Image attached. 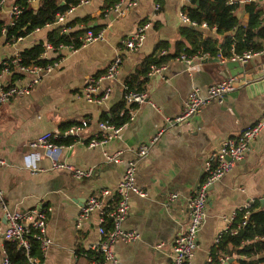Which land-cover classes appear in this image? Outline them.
I'll use <instances>...</instances> for the list:
<instances>
[{"label":"crops","instance_id":"crops-1","mask_svg":"<svg viewBox=\"0 0 264 264\" xmlns=\"http://www.w3.org/2000/svg\"><path fill=\"white\" fill-rule=\"evenodd\" d=\"M16 1L8 0L0 7V28L9 24V9ZM39 1L27 0L28 8L35 10ZM82 1L86 5L75 6L65 17L66 23L88 17L89 26L104 30L102 40L74 50L60 49L56 70L32 88L30 97L16 98L0 106V161L4 163L0 167V198L9 211L47 209L46 232L51 244L45 249L42 264H97L86 256L89 246L100 238L96 217L90 215L86 221L80 220V209L101 190L113 192L125 162L132 159L127 151L146 145L162 130L146 156L136 163L135 185L145 197L129 195L122 222V228L137 234L138 239L129 244L115 243L112 252L119 264H164L169 259L173 238L187 223L184 199L202 182L205 162L223 141L236 138L264 114V89L255 88L264 82V54L239 63L242 73L235 76H230L224 67L229 60L219 56L204 57L187 67L177 60L179 54L194 53L183 52L189 50V44L181 34L187 26L179 18L184 7L180 0H161L159 5L155 0H137L122 16L111 11L101 13L104 0ZM155 4L158 9H154ZM259 5L264 9V0ZM240 9L237 18L244 22L247 16ZM145 22L150 23V28L140 49L118 52L120 42ZM51 27L55 26L12 43L0 37V64L35 43L44 42ZM194 31L202 39L215 38L214 32ZM158 43L164 49L157 56L167 58L145 78L146 102L135 106L132 119L116 137L102 147L88 148L87 141L98 134L100 116L121 101L126 79L144 58L153 55ZM178 48L182 52L177 55ZM117 54L122 63L116 77L98 83L97 95L108 89L107 98L100 103H88L81 96L82 89L90 78L103 73ZM53 58L56 57L47 55V59ZM227 78H232L233 83L222 102L206 104L186 121L173 126L165 124L181 114L184 99L192 88L203 91ZM74 122H85L86 127L80 132V140L68 139L71 142L61 150L58 161L77 169H91L90 177L81 180L66 171L49 170L47 159L27 146L38 135H57L59 125ZM116 152L122 153L120 162L106 163L104 154ZM35 156L38 158L32 163L31 157ZM31 164L39 170L31 172ZM169 194H177V199L167 201ZM259 200H264V127L243 159L209 189L204 220L196 235L198 248L191 264H203L215 235L225 226L224 219L243 204ZM3 223L0 210V231ZM156 245L160 248L155 249ZM228 264L235 263L230 260Z\"/></svg>","mask_w":264,"mask_h":264},{"label":"built area","instance_id":"built-area-1","mask_svg":"<svg viewBox=\"0 0 264 264\" xmlns=\"http://www.w3.org/2000/svg\"><path fill=\"white\" fill-rule=\"evenodd\" d=\"M6 1L8 0H0V7H2ZM136 1L137 0H119V2L108 11L113 12L116 16H122L126 9L135 6ZM180 2L184 7H191V0H180ZM249 3L259 4V0L226 1L227 5L237 4L239 7ZM77 5L84 6L86 5V2L78 0V3L75 6ZM74 7L69 8L63 14L56 16L54 22L51 25H46L44 28L48 26H64L66 23L65 17L71 13ZM154 9H158L157 4L154 5ZM20 13L21 8L14 3L9 9V24L0 28L2 35H4L5 29L12 25L13 20H15ZM262 14L264 16V9H262ZM179 18L183 24L193 30L198 29V31L205 30L215 32V28H209L204 23L197 24L196 22L189 20L182 12L179 13ZM149 28L150 23L148 22L137 25L134 31L120 42L117 49L118 52L138 51ZM37 31H39V29H35L33 32ZM62 31L65 30L63 29ZM103 33V29H98L95 32L87 30L80 38V46L84 47L92 42L102 40ZM62 48L64 47L58 46L57 49H54L49 44H45L43 46V52L40 54V58L47 59L48 54H52L56 57L58 56V51ZM259 54H264V48L256 52L247 51L239 56H232L229 61H236L243 64ZM204 57H208V54L194 52L179 54L177 60L184 62L186 66L189 67ZM54 59L55 58H53L51 63L44 65L30 64L27 66H17L19 56L16 54L12 58L2 61L1 65L3 67L5 64L12 65L13 69L21 76V78L16 81H10L8 80L10 71L5 67L0 70V106L9 103L16 98L30 97L32 88L37 85L43 77L56 70L59 61ZM121 63L122 59L117 54L99 77L96 79L90 78L82 89L81 96L83 99L88 103H100L105 100L108 96L109 90L106 89L97 95L98 83L102 80H114ZM150 72H156V68H150ZM232 83L233 79L227 78L208 86L203 91L196 87L192 88L184 99L181 114L175 119L166 120L165 124L167 126H173L174 124L186 121L190 117L198 114L206 104L210 102H222L224 95L231 90ZM122 97L126 107L130 105L138 106L145 103L147 100L145 93L126 92L124 85ZM132 116L133 112L130 113L129 121L132 119ZM84 127H86L85 122H81L78 126L69 127L59 136L47 132L42 133L28 143V149L31 151H39V155L47 159L49 170L66 171L76 180L89 178L91 175V169H77L58 161V156L61 150L66 146L53 143L58 137L63 139L72 138L80 140V132ZM263 127L264 114L254 124L239 133L236 138L223 141L218 150L211 154L207 159L203 167L204 178L202 182L198 185L195 191L184 199L187 211V223L173 238L169 259L164 264H191L194 253L198 248L196 235L204 220V209L209 189L230 170L234 163H238L243 159L244 155L249 150L250 143L255 139ZM121 128L122 127L115 128L106 122L98 123V134L94 136V138L89 139L86 146L88 148L104 146L110 139L116 137ZM161 131L162 130H159L146 145L139 146L134 150L129 149L127 151L132 154V159L125 162L122 177L113 192L106 189L101 190L98 194L90 196L86 200L84 206L80 209L78 219L86 221L90 215H95L98 225L97 234L100 237L99 241L90 245L88 252L101 255L103 261L108 264H119L112 252V246L115 243L129 244L138 239L137 234L122 228V222L124 221L128 210L129 195L133 194L140 198L145 197V193L135 185L136 163L146 156L148 149L155 143L156 138ZM121 154V152H116L111 155L104 154V160L106 163L117 164L120 162ZM31 158L33 163V160L35 162L38 156ZM2 166H4V163L0 161V167ZM28 169L31 172L39 170L34 164H31ZM176 199L177 194L167 195V201L169 202H173ZM251 203L252 202H247L243 204L224 219L225 226L215 235L211 246H216L223 234L235 236L237 232L247 224ZM0 210L4 219L3 228L0 231V242L12 243L17 249L22 250L24 254L27 255L30 248L27 236L31 235L35 242H37L38 249L43 256L45 249L51 244L46 232L47 209L39 207L27 211H9L6 209L0 198ZM106 222L110 225L108 231L104 229V224ZM261 240H264V234L260 237L255 236L252 242ZM240 243L246 245L247 243H250V241L245 239ZM154 248L159 249L160 245H156ZM247 259L248 258L245 255L237 254H233L230 257L224 255L213 257L207 252L203 264H228L230 260L237 264V261H246ZM28 261L30 264H36V261L34 260L28 259ZM0 264H8L5 256L1 257ZM257 264H264V261H259Z\"/></svg>","mask_w":264,"mask_h":264},{"label":"trees","instance_id":"trees-1","mask_svg":"<svg viewBox=\"0 0 264 264\" xmlns=\"http://www.w3.org/2000/svg\"><path fill=\"white\" fill-rule=\"evenodd\" d=\"M226 1L191 0V7L181 8L180 12L189 20L197 24L204 23L209 28H215L214 39H202L199 32L188 27L185 28L181 34L189 44V50L183 52L199 51L200 53H207L209 57L216 58L219 56L220 59L230 60L232 56H239L247 51H259L264 48V16L261 6L249 3L239 7L237 4L227 5ZM118 2L119 0H104L100 9L101 13L104 14ZM155 2L158 5L161 4V0H155ZM77 3L78 0H40L37 8L32 10L28 8L27 0H17L15 5L21 8V13L13 20L12 25L5 29L4 35L0 32V37L3 36L6 43L15 42L17 39L29 35L35 29L40 30L46 25H51L56 16L65 13ZM238 8H241L240 11L247 16L244 22L237 18ZM89 22L90 19L84 17L65 23L64 26L51 27L45 34L44 42L39 41L18 53L19 61L17 66L51 63L53 59L40 58L45 44H49L54 49H57L58 46L66 47L70 50L77 49L80 47V38L87 31ZM75 26H82V28L74 29ZM63 29L65 31H62ZM96 30L98 29H90L91 32H95ZM163 49L164 45L158 43L153 55L142 60L135 72L126 79L124 83L126 92L144 93L145 78L150 73V68L160 67L167 58L157 56L158 52ZM176 52L178 55L182 51L178 48ZM57 58H59V55L55 59ZM4 67L10 71V81L21 78L12 65L5 64ZM4 67L0 64V70ZM101 74L95 75L93 78L96 79ZM134 109L135 105H130L126 108L122 97L118 104L100 116L98 123L106 122L115 128L122 127L129 122L130 113L134 112ZM79 124L74 122L59 125L57 135L59 136L69 127L78 126ZM68 139L71 138L63 139L58 137L53 143L66 146L71 142ZM109 228L110 225L106 222L104 229L108 231ZM263 234L264 200L262 204L259 201H254L249 207L247 224L235 236L223 234L219 243L216 246L210 247L209 253L213 257L221 255L230 257L233 254L245 255L248 259L246 261H237V264H257L259 261H264V240L255 242H252V240L255 236L260 237ZM27 237L30 245L27 255L22 250L17 249L12 243L0 242V259L2 256H5L8 264H30L28 259L36 261V264H42L43 256L38 249L37 242H35L31 235ZM245 239L249 240L250 243L242 245L240 242ZM86 256L89 259L93 258L97 264L103 262L101 255L87 252Z\"/></svg>","mask_w":264,"mask_h":264},{"label":"water","instance_id":"water-1","mask_svg":"<svg viewBox=\"0 0 264 264\" xmlns=\"http://www.w3.org/2000/svg\"><path fill=\"white\" fill-rule=\"evenodd\" d=\"M94 27H95V25H90V26L87 27V30H90V29H92V28H94ZM214 61H215V62H218L217 59H215ZM224 67H225V69L227 70V72H228V74H229L230 76H235L236 74H240V73H242V69H241V67L239 66V63L236 62V61H227V62L224 64ZM260 86L264 89V82H263V81L260 82V85H259V84H258V85H255V88H256V87H259V88H260ZM259 203L262 204L263 201H262V200H259Z\"/></svg>","mask_w":264,"mask_h":264}]
</instances>
